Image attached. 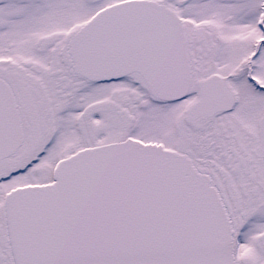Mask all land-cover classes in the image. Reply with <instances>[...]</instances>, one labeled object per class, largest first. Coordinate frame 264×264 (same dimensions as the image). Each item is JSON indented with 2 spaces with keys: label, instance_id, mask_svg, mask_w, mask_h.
<instances>
[{
  "label": "snow or ice",
  "instance_id": "obj_1",
  "mask_svg": "<svg viewBox=\"0 0 264 264\" xmlns=\"http://www.w3.org/2000/svg\"><path fill=\"white\" fill-rule=\"evenodd\" d=\"M0 264H264V0H0Z\"/></svg>",
  "mask_w": 264,
  "mask_h": 264
}]
</instances>
